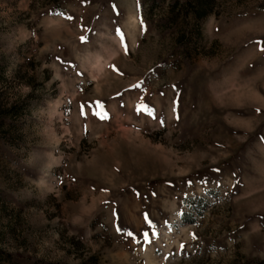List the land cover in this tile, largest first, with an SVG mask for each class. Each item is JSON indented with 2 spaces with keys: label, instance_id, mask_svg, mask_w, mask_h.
I'll use <instances>...</instances> for the list:
<instances>
[{
  "label": "rangeland",
  "instance_id": "obj_1",
  "mask_svg": "<svg viewBox=\"0 0 264 264\" xmlns=\"http://www.w3.org/2000/svg\"><path fill=\"white\" fill-rule=\"evenodd\" d=\"M0 264H264V0H0Z\"/></svg>",
  "mask_w": 264,
  "mask_h": 264
}]
</instances>
